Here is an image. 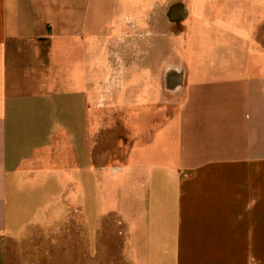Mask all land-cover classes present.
Here are the masks:
<instances>
[{
    "label": "crops",
    "instance_id": "0c3cea01",
    "mask_svg": "<svg viewBox=\"0 0 264 264\" xmlns=\"http://www.w3.org/2000/svg\"><path fill=\"white\" fill-rule=\"evenodd\" d=\"M187 8L182 24H127L149 51L117 108L147 99L110 168L92 141L124 0H0L1 236L23 198L32 236L62 251L86 254L91 222L97 264H264V0Z\"/></svg>",
    "mask_w": 264,
    "mask_h": 264
},
{
    "label": "rangeland",
    "instance_id": "374dc122",
    "mask_svg": "<svg viewBox=\"0 0 264 264\" xmlns=\"http://www.w3.org/2000/svg\"><path fill=\"white\" fill-rule=\"evenodd\" d=\"M176 3L179 4L178 11L181 12L182 8L183 15L186 17L188 14L187 4L190 8V0H124L125 10L122 18L125 22L119 24H125V27L120 28L119 33H114V37L105 49V78L103 83L98 86L97 91V116L100 118L98 126L100 131L92 141L93 149H95L93 153L95 164L111 168L124 160L122 154L127 151L130 140L129 123L140 117L143 112L141 107L147 99L146 94H140L137 97L140 107H137L136 111L128 112L127 108L122 110L117 108L118 93L126 92L125 81L128 70L142 68L144 63L141 55L145 51H149L148 48L146 49L145 43L150 37V31L141 27L135 28V31L128 30L127 24H182L185 19L174 20L173 16L175 15H169L171 6ZM175 52L180 55L179 49L173 50L172 53L176 55ZM127 96L126 93L124 96L118 97L125 104L129 103ZM34 190L35 188L30 185L28 189H23V193L25 195L30 193L32 196ZM56 197L59 198V196ZM20 201L18 216H21V220L18 222V227L12 226V223L9 222L8 225L11 227L7 233L0 235V264H60L61 262H66L65 264H81V262L82 264L84 262L97 264V261H100L95 253V236L90 230L91 222H89L87 253L81 254L79 247H73L70 242H67L66 246L71 247H66L62 251L63 247H51V244L56 245L55 239L52 238V243L48 244L47 233H43L42 236H37L36 233L34 237L32 236V229L29 228L31 220L26 219L32 213L31 208L23 201V198ZM9 208L12 209V206L9 205ZM47 210L46 207L42 209L44 212ZM58 212L60 211L55 209L51 215L58 216ZM106 225H110V222L105 223V227ZM109 227L107 226V228ZM10 233L20 236L19 240H16L17 238L14 236L9 237ZM67 240L69 241L68 237ZM34 246L35 250L33 251ZM111 255L109 251L104 253L106 264H112Z\"/></svg>",
    "mask_w": 264,
    "mask_h": 264
},
{
    "label": "flooded vegetation",
    "instance_id": "af4514ba",
    "mask_svg": "<svg viewBox=\"0 0 264 264\" xmlns=\"http://www.w3.org/2000/svg\"><path fill=\"white\" fill-rule=\"evenodd\" d=\"M178 7H179V4H177V3L174 4V5H172L171 8H170V10H169V15L172 16V14H174V13L177 14V12H178ZM173 17H174V19H178V20H179V18H181L180 14L175 15V16H173ZM173 17H172V18H173Z\"/></svg>",
    "mask_w": 264,
    "mask_h": 264
}]
</instances>
